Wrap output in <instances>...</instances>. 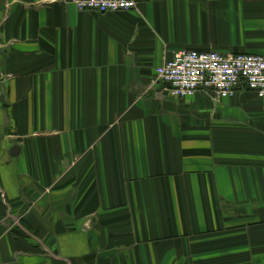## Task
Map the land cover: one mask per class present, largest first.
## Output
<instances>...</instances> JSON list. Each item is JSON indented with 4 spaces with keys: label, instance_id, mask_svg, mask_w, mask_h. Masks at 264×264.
I'll use <instances>...</instances> for the list:
<instances>
[{
    "label": "crops",
    "instance_id": "1",
    "mask_svg": "<svg viewBox=\"0 0 264 264\" xmlns=\"http://www.w3.org/2000/svg\"><path fill=\"white\" fill-rule=\"evenodd\" d=\"M76 7L0 0V264H264V98L155 82L264 56V0Z\"/></svg>",
    "mask_w": 264,
    "mask_h": 264
},
{
    "label": "built area",
    "instance_id": "2",
    "mask_svg": "<svg viewBox=\"0 0 264 264\" xmlns=\"http://www.w3.org/2000/svg\"><path fill=\"white\" fill-rule=\"evenodd\" d=\"M80 11L99 13L137 9V0H65ZM156 70L162 92L184 99L198 92L217 100L235 95L239 88L264 98V56L248 53L179 50Z\"/></svg>",
    "mask_w": 264,
    "mask_h": 264
},
{
    "label": "water",
    "instance_id": "3",
    "mask_svg": "<svg viewBox=\"0 0 264 264\" xmlns=\"http://www.w3.org/2000/svg\"><path fill=\"white\" fill-rule=\"evenodd\" d=\"M0 98L3 100L4 99L3 95H1ZM13 153H14V150H12L10 154L13 155Z\"/></svg>",
    "mask_w": 264,
    "mask_h": 264
},
{
    "label": "trees",
    "instance_id": "4",
    "mask_svg": "<svg viewBox=\"0 0 264 264\" xmlns=\"http://www.w3.org/2000/svg\"><path fill=\"white\" fill-rule=\"evenodd\" d=\"M241 89H243V88H239L238 90H241Z\"/></svg>",
    "mask_w": 264,
    "mask_h": 264
}]
</instances>
